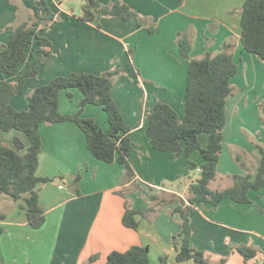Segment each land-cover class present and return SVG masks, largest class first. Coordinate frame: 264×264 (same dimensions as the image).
Segmentation results:
<instances>
[{
  "label": "crops",
  "instance_id": "crops-1",
  "mask_svg": "<svg viewBox=\"0 0 264 264\" xmlns=\"http://www.w3.org/2000/svg\"><path fill=\"white\" fill-rule=\"evenodd\" d=\"M102 4L122 1L156 24L150 33L138 17L124 20L116 16H98L93 21L80 19L85 2L46 0L52 14L40 34L53 43L49 60L36 77L25 81L22 95L10 100L16 109H28L35 87L70 71L101 74L115 71L112 96L124 121L130 126L134 151L130 158L136 176L123 183L125 165L96 158L87 147L84 131L74 121L41 123L42 149L37 174L52 180L40 185V202L46 221L40 228L28 224L21 209L24 200L0 195V264H104L112 251H125L133 245L149 247L152 264L161 257L166 264H194L177 261L175 236L181 216L172 214L175 204L159 208L156 214L136 215L139 227L123 223L126 207L147 211L153 205L149 194L169 191L186 197L189 186L201 176L192 170L189 160L201 165L205 159L199 150L184 151L175 157L171 151L153 148L147 132L148 113L158 101L171 104L185 114L188 61L177 44L178 32L193 30L191 55L201 57L208 50L217 53L232 41L238 72L232 79L236 93L227 99V123L223 148L212 190L224 189L234 182L233 175H257L260 153L256 143L264 144V62L246 51L241 43V17L232 14L245 0H98ZM38 0H0V44L7 43L12 29L34 21L33 6ZM47 12L45 8L42 14ZM32 44L30 50L36 49ZM32 54L16 75L0 76L15 81ZM59 95V110L75 114L83 93L72 89ZM82 116L94 118L103 130L109 129L108 116L100 105L87 104ZM19 137L26 148L29 136L20 130L3 131L0 139L14 147ZM202 147L209 141L200 133ZM183 146L185 144L183 143ZM81 174L75 189L73 181ZM250 203L225 199L213 208L198 202L190 213L192 244L204 251L209 264H264V187L251 189ZM180 239H178L180 243ZM248 245L259 254L246 262L237 246ZM90 257H95L90 261Z\"/></svg>",
  "mask_w": 264,
  "mask_h": 264
},
{
  "label": "trees",
  "instance_id": "trees-1",
  "mask_svg": "<svg viewBox=\"0 0 264 264\" xmlns=\"http://www.w3.org/2000/svg\"><path fill=\"white\" fill-rule=\"evenodd\" d=\"M45 8L46 14H42ZM50 7L46 0H38L33 6L34 21L23 22L12 29L7 43L0 44V76L16 75L19 67L28 61L32 54L33 63L28 64L23 73L15 81H4L0 84V128L3 131L20 130L30 138V145L25 153L24 142L14 138V147L0 139V195H8L13 200H24L21 208L26 210L28 224L40 228L46 221L44 208L40 202V185L52 179L37 174L39 155L42 149L40 124H55L63 121H74L84 131L87 147L98 159L106 162H118L125 165L123 183L135 178L136 172L131 165L134 143L130 138L131 128L126 124L121 110L112 96L115 71L101 74L91 72L70 71L57 75L46 84L35 87L30 95L28 109H16L10 103L13 96L22 95L25 81L36 77L41 67L49 60L53 43L39 32L41 26L48 25ZM232 14L241 17V43L244 49L255 54L264 62V0H245L240 9L232 10ZM98 16H116L124 20L138 17L140 25H146L149 32L156 30V24L147 17H142L130 5L122 1L102 4L98 0L84 3L80 19L88 22ZM33 37V39H32ZM32 44L37 46L31 49ZM177 44L184 58L188 61L187 83L184 95L185 114L180 118L178 111L171 104L158 101L148 113L147 132L154 149L171 151L175 157L184 151L188 155L199 150L205 161L197 165L189 160L190 168H200L201 176L189 186L188 195L182 197L173 192L149 194L153 205L147 211L126 207L123 223L127 227L137 229L139 221L136 215L147 217L156 214L159 208L175 204L172 214L181 216L180 231L174 237L177 244V261L193 260L194 264H209L204 251L192 244V224L190 213L198 202H209L213 208L225 199L238 203H250L251 189L264 187V144L256 143L260 153V164L257 175H233V184L224 189L212 190L211 182L217 176V165L223 148L224 128L227 123V99L236 93L232 79L238 72L234 59L235 44L227 41L222 51L214 53L208 50L201 57H193V30L188 28L178 32ZM72 89H79L83 97L79 102V110L75 114H64L59 110V95L67 90L73 98ZM87 104L103 107L108 116L109 129L103 130L94 118L81 115ZM209 135L208 145L202 147L199 134ZM183 143L185 146H183ZM81 174L75 176L73 185L76 189ZM3 228L0 227V233ZM180 239V243L178 239ZM248 262L259 254V250L248 245L235 248ZM95 257H90L94 261ZM167 259L161 257L159 264H166ZM104 264H152L149 258V247L133 245L125 251H112Z\"/></svg>",
  "mask_w": 264,
  "mask_h": 264
},
{
  "label": "rangeland",
  "instance_id": "rangeland-1",
  "mask_svg": "<svg viewBox=\"0 0 264 264\" xmlns=\"http://www.w3.org/2000/svg\"><path fill=\"white\" fill-rule=\"evenodd\" d=\"M72 1L77 2L78 0H72ZM82 2H86V0H82ZM32 39H33V37H32ZM197 169H198V168L193 169V170H197ZM21 209L24 210V211L26 212L25 209H23V208H21ZM149 258H150V261L153 262V257L151 256V257H149Z\"/></svg>",
  "mask_w": 264,
  "mask_h": 264
},
{
  "label": "water",
  "instance_id": "water-1",
  "mask_svg": "<svg viewBox=\"0 0 264 264\" xmlns=\"http://www.w3.org/2000/svg\"><path fill=\"white\" fill-rule=\"evenodd\" d=\"M86 3L90 4L91 3V0H86ZM52 14H49V17H51Z\"/></svg>",
  "mask_w": 264,
  "mask_h": 264
}]
</instances>
